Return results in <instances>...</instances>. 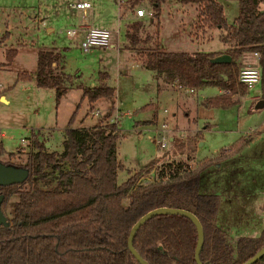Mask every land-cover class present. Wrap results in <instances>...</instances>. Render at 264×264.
Here are the masks:
<instances>
[{
	"label": "trees",
	"instance_id": "obj_1",
	"mask_svg": "<svg viewBox=\"0 0 264 264\" xmlns=\"http://www.w3.org/2000/svg\"><path fill=\"white\" fill-rule=\"evenodd\" d=\"M143 1L125 0V6L132 10ZM182 1L198 5L197 31H225L220 40L228 45L225 53L230 62L213 63L212 59L220 55L216 52L147 46L151 35H140L146 25L157 32L162 2L147 0L151 9L149 19L144 23L130 21L124 28L127 46H140L136 59L141 66L152 71L155 79L162 77L163 82L179 87L198 90L217 86L220 93L200 103L205 108H227L240 105L247 94V87L239 80L242 57L257 52L264 100V9L260 8L263 0H237L238 15L231 24L217 0ZM7 35L4 31L0 36V45ZM15 52V48L4 51L0 68L10 65ZM33 79L37 87L52 89L55 101L73 86L71 76L64 70L60 49L53 46L36 50ZM105 80L106 74L99 73L96 84L74 85L80 89L81 98H86L88 110L93 109L96 100L113 96V88ZM119 137L117 126L106 120L64 130L59 152L47 151L33 136V150L24 165L3 161L5 150L0 142V162L28 170L23 183L0 186L2 210L5 201L16 196L6 226H0V264H140L127 249L128 233L141 215L157 207L183 209L198 218L203 229L199 253L203 264H241L264 246V226L259 235L239 236L231 244L225 230L217 224L219 194L199 188L203 172L230 157L229 154L238 153L249 143L248 139L240 138L226 152L204 158L193 167L180 160L162 163L151 181L139 183L138 178L151 169V160L117 184ZM178 140L173 137L169 141L173 152L184 145ZM196 243L194 223L185 216L170 214L151 217L132 238L133 249L148 264H196ZM253 264H264V255Z\"/></svg>",
	"mask_w": 264,
	"mask_h": 264
},
{
	"label": "rangeland",
	"instance_id": "obj_2",
	"mask_svg": "<svg viewBox=\"0 0 264 264\" xmlns=\"http://www.w3.org/2000/svg\"><path fill=\"white\" fill-rule=\"evenodd\" d=\"M75 1L0 0V36L4 31L8 32L0 45V62L4 61L6 49H16L10 65L0 68V90L7 99L4 103L0 96L3 161L24 165L33 150V136L43 143L47 151L59 152L63 132L67 128L87 127L113 119L120 134L116 145V158L120 164L116 183H122L131 173L153 160L151 169L137 180L148 183L156 176L162 163L180 160L193 167L204 158L226 152L240 138L248 139L250 143L255 134L257 136L258 132L264 131V107L256 108L257 102L262 100L261 79L254 89L247 91L239 107L202 106L200 102L204 98L220 93L217 86L189 92V88L160 82L161 87L167 85L170 90L157 89L152 71L143 68L136 59L140 46L130 49L125 44L123 28L126 20L120 22L121 26L117 20V6L119 13L126 14H134L141 6L145 9L141 18L144 23L149 19L146 12L151 11L147 0L132 10L126 8L125 0H79L90 5L84 15L68 7ZM217 1L223 5L225 19L231 24L238 15V1ZM197 7L193 1L162 0L157 32L146 25L140 37L148 33L152 40L147 41V46L155 45L166 50H221L225 44L220 36L225 31L219 28L208 29L206 33L197 31ZM260 8L264 9V0ZM135 18L133 15L131 19ZM79 23L93 24L110 31L118 29L117 34H111L109 44L113 46L82 51V36L78 34L68 38L65 35L67 29H75ZM47 27L51 32H46ZM51 46L60 49L64 70L73 81V86L58 101H55L52 89L37 87L33 80L36 50ZM241 66L259 67L258 59L250 52L245 53ZM99 73L106 74L105 83L113 88L114 97L96 100L90 111L86 98H81L80 89L74 85L96 84ZM17 74L29 77L19 78ZM254 94L258 97L255 102L251 98ZM96 110L98 115L93 114ZM162 122L168 129L165 133L167 140L175 132L176 136L179 135L178 142L184 144L179 151L173 152L169 141L165 148L155 143L159 135L156 136L153 130H160ZM251 144L250 151L246 152L252 154L249 158L254 156L253 153L264 150V133ZM236 154H229L230 157L209 168L202 176V180H207L213 188V193L217 189L222 193L217 224L225 230L231 244L239 236L259 235L264 226V164H248L246 159H240ZM233 157L238 158L230 160ZM263 157L258 156V159L264 163ZM231 182L235 185L231 186ZM228 186L236 191L237 196L227 195ZM247 191L251 193L244 194ZM15 199V195L10 196L4 203L3 213L7 219Z\"/></svg>",
	"mask_w": 264,
	"mask_h": 264
},
{
	"label": "water",
	"instance_id": "obj_3",
	"mask_svg": "<svg viewBox=\"0 0 264 264\" xmlns=\"http://www.w3.org/2000/svg\"><path fill=\"white\" fill-rule=\"evenodd\" d=\"M231 58L228 54L223 53L215 58L212 59L213 63H227L230 62ZM264 107V100H259L256 104V108H262ZM28 177V170L24 167L14 166V165H5L0 162V186L5 187L13 184H21L23 183ZM3 201V195L0 194V226H6L7 218L3 213V210L1 209V203ZM158 214H170V215H182L187 217L189 220H191L197 229V243L195 247L194 252V258L196 261V264H203L200 261L199 253L203 244V229L201 226L200 221L198 218L191 212H188L183 209L178 208H170V207H157L154 209H151L141 215L131 226L128 237L126 240L127 249L130 252V254L134 257V259L140 263V264H148L146 261H144L137 252L132 247V238L137 231V229L142 225L145 221L150 219L151 217L158 215ZM264 255V246L256 252L250 259L247 261L241 263V264H253L258 259H260ZM207 264V263H205Z\"/></svg>",
	"mask_w": 264,
	"mask_h": 264
},
{
	"label": "built area",
	"instance_id": "obj_4",
	"mask_svg": "<svg viewBox=\"0 0 264 264\" xmlns=\"http://www.w3.org/2000/svg\"><path fill=\"white\" fill-rule=\"evenodd\" d=\"M68 7L73 10H79L80 12H83V15L86 11V9L89 8V5L87 2L84 1H75L73 3L68 4ZM135 13L137 15L143 14L144 11L142 9H136ZM146 15L149 16L150 12H146ZM117 34V30H107L105 28L97 27L93 24H88L85 27L83 38L80 42V48L82 51H88L92 48H105L109 45L111 34ZM65 35L69 38H73L75 35V29L70 28L65 31ZM253 56L258 59L259 54L257 52H252ZM261 79V71L260 68L257 66H245L242 67L239 71V80L241 83H243L248 91H251L254 89V87L260 82ZM189 92H193V89L189 88L187 89ZM94 115H98L99 111H94ZM116 118V117H115ZM110 123H114L113 119L109 120ZM115 124V123H114ZM154 134L157 136L159 135V140H155V143L158 144L161 148H165L167 144V140L165 133L168 132V129L166 127L165 123H161V129L153 130ZM4 137V134L0 131V138ZM166 139V141H165Z\"/></svg>",
	"mask_w": 264,
	"mask_h": 264
},
{
	"label": "crops",
	"instance_id": "obj_5",
	"mask_svg": "<svg viewBox=\"0 0 264 264\" xmlns=\"http://www.w3.org/2000/svg\"><path fill=\"white\" fill-rule=\"evenodd\" d=\"M89 7H90V5H89ZM90 8H88V9H86V10H89ZM137 9H142L143 11L145 10L144 8H142L141 6H139V7H137ZM117 10H118V13H117V20H118V23H119V26H121V23L120 22H122V21H124V20H126V22L127 23H129V21H137V20H141V18H142V16L144 15V13L143 14H140V15H137L136 13H135V11H134V14H126V13H119V7L117 6ZM107 11V10H106ZM162 11V9L160 10V12ZM82 14H83V12H81ZM85 13H86V11H85ZM133 15L136 17L135 19H131L132 17H133ZM91 22H93V21H91ZM189 22H191V21H189ZM127 23H124L125 25L127 24ZM80 25H78V27L77 28H75V35L74 36H76V35H80V36H82V38H83V35H84V30H82L86 25H88V24H84V23H79ZM192 24V23H191ZM124 28H125V26H124ZM124 28H123V31H124ZM46 32H51V28L50 27H47L46 29ZM207 30L208 29H206L205 31L207 32ZM206 32H204V33H206ZM117 33H118V29H117ZM113 34V33H112ZM205 35V34H204ZM67 37V36H66ZM207 36H205V38H206ZM69 38V37H68ZM125 44H127V40L125 39ZM124 44V45H125ZM108 46H110V47H112L113 45L112 44H109ZM107 46V47H108ZM228 49V45H226L225 44V46L221 49V50H219V51H202V52H218V53H220V54H222V53H225V51ZM194 51H200V50H194ZM191 52H193V51H191ZM152 74H153V72H152ZM154 75V74H153ZM154 77V76H153ZM155 79V78H154ZM34 80V79H33ZM155 82H156V87H157V89L158 90H162V89H166V90H170V89H168V88H166V87H168L167 85L165 86V88L164 87H161L159 84H160V82H161V84H162V82H163V80H162V77L160 78V79H155ZM255 95L256 94H254V96H252L251 98H252V100L255 102L256 101V99L258 98V97H255ZM257 96V95H256ZM2 98H3V102L4 103H6L7 102V99L4 97V95H2L1 96ZM114 97V96H113ZM246 98V97H245ZM245 98H242V99H245ZM113 99V98H112ZM108 100V99H107ZM106 100V101H107ZM258 100V99H257ZM114 101V100H113ZM110 102V101H109ZM107 105H108V101H107ZM240 105H238V107H239ZM259 109V108H258ZM162 123H165V122H162ZM261 126V125H260ZM259 126V127H260ZM174 131H176V130H174ZM198 133H200V131H198ZM259 133H261V134H259ZM262 133H264V131H260V132H258L257 133V136H256V134L254 135V139L252 140V141H254L256 138H259L260 136L262 137ZM175 136V138L176 139H179V135H177L176 136V132H175V134L174 135H170L169 136V141H171L172 140V138ZM251 141V142H252ZM251 142L247 145L246 144V146H244L240 151H241V153L240 154H236L235 156H239L240 157V159H243V160H245L246 159V161L248 162V164L250 163V164H253V165H255V164H257V163H259V162H262V164H264L263 163V161H259V159H258V156H263L264 155V150H260V151H257L256 153H253V157H251V158H249L248 156H252V154L250 153V155L249 154H247L246 152H247V150H249L250 151V148H251ZM239 151V152H240ZM246 154V155H245ZM255 155H256V157H255ZM236 158H238V157H233L232 159H230V160H233V159H236ZM255 158H257V159H255ZM264 158V157H263ZM246 162V163H247ZM204 173V172H203ZM203 175V174H202ZM202 175H201V178H200V184H199V188H200V190H202V191H204V192H212L213 190V188L210 186V184H209V182H207V180H202ZM236 183V182H235ZM235 184L233 183V182H231V186H234ZM227 195H229V196H237V193H236V191L235 190H233V188L232 187H230V189H229V186H228V189H227ZM215 193H217V194H219V196H220V199H221V195H222V193L219 191V189H217L216 190V192ZM251 192L250 191H247V192H244V194H250ZM243 198V197H242ZM221 203H222V201H221ZM220 203V204H221Z\"/></svg>",
	"mask_w": 264,
	"mask_h": 264
}]
</instances>
